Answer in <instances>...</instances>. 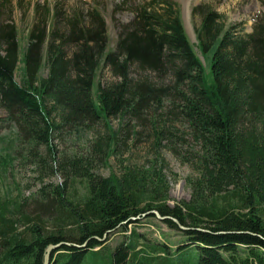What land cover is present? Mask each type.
<instances>
[{"label": "trees", "instance_id": "trees-1", "mask_svg": "<svg viewBox=\"0 0 264 264\" xmlns=\"http://www.w3.org/2000/svg\"><path fill=\"white\" fill-rule=\"evenodd\" d=\"M133 11L114 48L96 6L89 27L75 13L59 43L50 35L46 76L36 43L21 52L15 29L0 25L6 121L27 144L24 158L35 162L42 180L64 177L41 186L34 209L23 211L18 202L16 217L0 197V264H44L49 245L61 242L79 246L52 251L50 264H86L102 252L109 264H264V19L244 33L226 29L214 10L202 13L197 38L202 52L212 53L208 78L172 0L145 1ZM21 60L22 83L16 79ZM103 66L116 81H96ZM116 117L126 125L113 128L109 120ZM64 130L92 137L80 152L59 151L55 140ZM141 135L153 139L156 161L164 162L167 148L197 172L189 201L167 203L168 181L157 164L153 170L129 165L121 176L98 174L126 141ZM77 179L87 193L73 200L68 182ZM154 210L187 237L175 250L136 229L128 234L140 217H157ZM117 232L125 240L109 249L101 239Z\"/></svg>", "mask_w": 264, "mask_h": 264}, {"label": "rangeland", "instance_id": "rangeland-1", "mask_svg": "<svg viewBox=\"0 0 264 264\" xmlns=\"http://www.w3.org/2000/svg\"><path fill=\"white\" fill-rule=\"evenodd\" d=\"M145 1L149 0H0V25L6 31L12 27L15 29L21 52H24L32 41L36 43L34 50L37 56H43L41 74L46 76L48 69L44 66V52L46 44L50 42V35L54 33L55 43H59L62 36L67 35L68 24L71 19H74L75 13H81V25L89 27L94 20L91 11L96 6L105 17L109 47L114 48L120 33L127 30V26L134 20L133 8ZM172 1L179 8L185 31L206 69L208 78H211L212 53H203L197 38L202 13L214 10L221 17V22L226 29L235 27L236 30L244 33L252 32L255 22L264 19V0ZM75 47L74 44L69 45V53ZM23 77L24 63L21 60L16 70V79L22 83ZM116 80L117 78L106 66L101 67L96 78V81H101L103 84ZM6 116V110L0 104V197L8 201V204L11 203L8 213L14 217L21 213L16 208L18 202L23 205V211L34 209L36 193L41 186L62 183L64 177L58 173L45 177L43 180L40 178L35 162L24 158L28 148L27 144L21 141L15 125L6 121ZM109 122L113 128L118 129L125 126L127 120L116 117L111 118ZM99 130L103 133L105 127L100 126ZM91 137L92 133L64 130L55 143L59 151L80 152ZM140 137L137 141L135 138L125 140L126 143L110 157L107 165L97 168L98 174L102 177H108L111 174L121 176L129 165L137 166V168L144 166L146 169L153 170L157 164L158 168H163V174L168 181L169 199L167 203L174 206L181 201H189L192 196L190 178L197 176V172L189 163L182 162L181 158L175 156L167 148L161 150L164 162L156 161V152L151 148L153 139L143 135ZM43 150H45L44 147ZM182 151H186V148ZM68 191L70 199L80 200L87 193L86 184L79 179L69 180ZM17 228L19 231L24 230L23 221L18 222ZM132 229H136L145 239L152 242L168 243L173 250L187 240L182 231L168 227L162 220L152 215L140 217L130 224L128 234ZM107 239L104 240V242L107 241L106 247L113 250L125 240V235L117 232ZM107 254L102 252L94 258L91 256L86 264H95V262L96 264H109L111 258L107 257Z\"/></svg>", "mask_w": 264, "mask_h": 264}, {"label": "water", "instance_id": "water-1", "mask_svg": "<svg viewBox=\"0 0 264 264\" xmlns=\"http://www.w3.org/2000/svg\"><path fill=\"white\" fill-rule=\"evenodd\" d=\"M151 213L155 214V215H156L159 219H161V220H165V219L170 218V217H167V216H165V217L161 216V214H160L158 211H156V210L152 211ZM173 220H174L176 223H178L179 226H180L182 229H188L187 227L181 225L177 219L174 218ZM105 238H106V235H105L104 238L101 239V240L103 241V240H105ZM62 245H67V246H79V245H77V244L69 243V242H61V243H58V244H51V245H49V247H48V249H47V251H46V255H45V259H44V264H50V258H51V253H52V251H54V250L60 248Z\"/></svg>", "mask_w": 264, "mask_h": 264}]
</instances>
